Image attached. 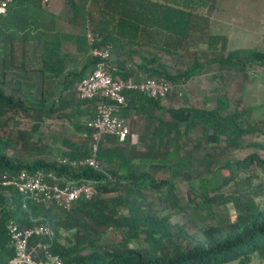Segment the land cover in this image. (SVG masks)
<instances>
[{"label":"trees","instance_id":"trees-1","mask_svg":"<svg viewBox=\"0 0 264 264\" xmlns=\"http://www.w3.org/2000/svg\"><path fill=\"white\" fill-rule=\"evenodd\" d=\"M55 1L61 5L58 14L48 9L46 0H10L7 13L0 15V126H6L7 120H15L22 113L32 120L31 127L19 129L16 137L0 139V177L40 171L47 174L50 182L61 185L62 180L89 183L97 188L98 195L91 200L81 198L66 211L25 198L13 188L0 187V264L7 263L15 253L9 245L10 221L22 229L40 223L51 225L55 231L52 241L32 237L29 245L31 248L48 245V251L58 255L62 264H264V210L256 208L253 199L238 200L236 205L242 209L236 220L228 225L210 226L205 238L199 241H182L179 237L183 228L172 225L169 216L161 214L164 208L149 200L154 193L158 194L159 203L177 201L176 186L169 179L156 181L142 166L183 171L188 167L199 168L200 176L189 184V190L193 195L191 203L202 208L228 197L224 190L235 188L232 193L238 192L243 172L253 168L264 172V158L258 154L237 161L226 157L248 145L245 135L258 131V127L252 119V108H231L225 91L217 93V107L211 109L194 105L175 107L171 98L183 102L186 99L183 91L182 95L170 93L171 105L163 107L155 98L125 90L126 104L120 113L127 120L129 133H137L139 140L137 144H132L130 138L119 143L115 136L105 135L96 151L100 170L50 160L44 156L47 147L33 141L31 134L39 131L46 116L57 114L68 117L73 128L84 130L93 140V129L87 122L94 117L100 100L81 102L76 90L86 78L85 72L95 69L94 58L81 73H70L67 80H62V90L50 104L45 97L47 87L57 85L66 63L58 59L62 49L57 45L61 46L63 40L58 30L72 22L80 8L85 10L87 24L82 27L84 33L77 43L88 48L87 31L96 33L99 38L96 45L111 48L112 74L124 80L188 81L216 64L226 82V76L246 77L249 69L264 68V51L227 50L225 37L208 33L201 37L211 48L221 45L214 56H210L212 52L186 49L192 31L200 29L199 24L208 19L194 7L215 0ZM149 30L163 33L160 50L177 54L180 66L171 70L157 59L128 62L134 47L142 43L143 33ZM34 92L32 102L48 104L46 109L28 104ZM93 150L91 146H76L64 157L81 161L92 156ZM218 166L228 170L226 176L206 179L201 175L202 171L217 170ZM212 192L215 196H211ZM110 193L115 195L104 196ZM60 234H66L64 239ZM37 249L39 256L44 257V250Z\"/></svg>","mask_w":264,"mask_h":264},{"label":"rangeland","instance_id":"rangeland-1","mask_svg":"<svg viewBox=\"0 0 264 264\" xmlns=\"http://www.w3.org/2000/svg\"><path fill=\"white\" fill-rule=\"evenodd\" d=\"M51 1L46 0L45 3ZM194 9L203 17L206 15L208 19L199 24L200 29L195 28L192 31L191 39L186 44L187 50L212 52L210 56H214L215 52L221 50V45L218 44L216 47L211 48L207 41L201 37L203 34L208 33L225 37L227 39V50L253 48L264 51V0H215L210 4L195 6ZM163 39V33L158 30L144 32L142 43L134 47L135 52L129 56L128 62L143 63L147 60L157 59L159 64L174 70L181 65V59L177 54H168L160 50ZM1 53L0 45V55ZM87 58L90 62V56ZM82 63L79 61L78 65L73 60L67 61V65L71 66H80ZM220 74L216 64H212L204 73L188 81L179 80L176 84L186 94V99L177 103L178 101H175L174 96H172V103H175L177 108L184 105H194L215 109L217 107V93H224L225 91V94L231 100V108H252V119L258 127V131L245 135L248 145L230 152L226 157L232 161L243 160L251 154H258L261 158H264V68L257 66L249 69L246 77L237 74H233L231 78L226 76L228 80L226 82ZM61 82L62 80H58L57 85L53 88L47 87L45 97L48 104L62 90ZM25 93L27 92L23 93V98H25ZM34 98L35 92L32 94V99L29 98V105L47 108L48 104L38 105L32 102V100H35ZM170 105L169 100L161 104L163 107H169ZM19 115L21 116H17L15 120H7L6 126H0V139L4 141L7 137H16L19 129H29L31 127L32 120L23 113ZM85 119L84 117L82 121L81 118V123ZM31 134H33V141L47 147L44 156L54 161L64 157L72 147L91 146L93 148L95 144L94 139L92 140L84 130L80 131L73 128V125L68 121V117L57 114L46 116L40 125L39 131ZM142 168L151 176L153 175L156 181L161 178L169 179L176 186L177 201L171 203L160 201L159 203L158 194L154 193L151 194L152 197L149 200L155 206L164 208L161 209V214L169 216V222L172 225H179L183 228L179 237L182 241L202 240L205 238V232L210 226L214 224L228 225L236 220L239 210L242 209L236 205L238 200L246 202L248 198L253 199L255 207L264 210V172L258 168L251 167L253 168L252 171L243 172L244 180L239 181L238 192L232 193L235 188L224 190L228 192V197L224 196L222 200L221 198L216 199L211 207L204 208L198 207L190 201L193 195L189 190V184L196 182L197 176H200L199 168L196 167V169L191 170L188 167L184 171L177 170L179 168L162 166H155L154 168L142 166ZM227 173L228 170H222L218 166L217 170L202 171L201 175L206 179H212L226 176ZM114 195V193H110L104 196L111 197ZM211 196H215L213 192ZM65 235L60 234L59 237L64 239Z\"/></svg>","mask_w":264,"mask_h":264},{"label":"built area","instance_id":"built-area-1","mask_svg":"<svg viewBox=\"0 0 264 264\" xmlns=\"http://www.w3.org/2000/svg\"><path fill=\"white\" fill-rule=\"evenodd\" d=\"M10 0H0V15L7 13ZM89 54L95 59V69L84 78L77 86V98L81 102L99 99L94 117L87 122L88 127L93 129L94 154L84 160H70L61 157L57 161L72 167L90 166L97 170L101 169L100 162L96 158L99 142L105 135H112L119 143H124L130 138L132 144L138 143V135L130 134L126 118L120 113V108L126 104L123 94L125 90H136L140 93L159 100L162 104L167 102L168 95L176 92L182 95L179 85L167 80L147 79L136 82L133 79L124 80L112 74L113 67L110 64L111 48L98 47V35L91 30L87 31ZM51 176V175H49ZM52 177V176H51ZM54 178V177H53ZM62 185L50 182L47 174L43 172L30 173L19 172L14 175L0 177V187L13 188L25 198L34 199L45 206H56L63 210H70L73 203L81 198L91 200L98 195L97 188L89 183H74L62 180ZM10 235L9 245L14 249V256L5 264H62L58 255L48 251V245L38 244L44 250V257H40L37 247H30L32 237H45L52 241L55 231L48 223L22 229L19 224L10 221L7 225Z\"/></svg>","mask_w":264,"mask_h":264},{"label":"crops","instance_id":"crops-1","mask_svg":"<svg viewBox=\"0 0 264 264\" xmlns=\"http://www.w3.org/2000/svg\"><path fill=\"white\" fill-rule=\"evenodd\" d=\"M48 9L50 8L53 10V14H58L59 9L61 7L59 2L51 1L47 4ZM51 14V16H54ZM50 18V16H49ZM87 24L86 18H85V10L83 8H80L77 12V17L72 20V22H69L68 24H65V26L62 29H59L58 31L61 32V36H63V40L61 41V46L57 45L60 49H62L60 55H58V59L62 58L66 60L65 68L63 69L62 76L59 77V80H67L68 75L70 73H81L85 68L89 66V59L87 57L90 56L89 54V47H85V45H80L77 42L81 41V36L84 33L82 30V27ZM81 29V30H80ZM58 32V33H59ZM55 34V33H54ZM54 39H56L54 37ZM59 42V41H58ZM43 42L39 43L42 44ZM48 44H46L47 46ZM50 48H55L54 44L50 45ZM48 46L47 49L48 50ZM58 50V49H57ZM39 55V54H37ZM91 58V56H90ZM68 60H73L74 62H77L79 65V61L82 63L80 66H71L67 65ZM92 69L89 68L85 72V77L90 75L92 73ZM72 81V79L70 80Z\"/></svg>","mask_w":264,"mask_h":264}]
</instances>
